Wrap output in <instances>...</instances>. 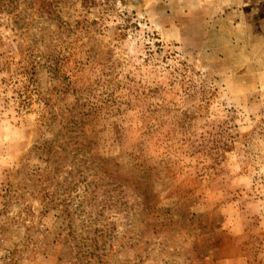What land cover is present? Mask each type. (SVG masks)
I'll use <instances>...</instances> for the list:
<instances>
[{"label": "rangeland", "instance_id": "obj_1", "mask_svg": "<svg viewBox=\"0 0 264 264\" xmlns=\"http://www.w3.org/2000/svg\"><path fill=\"white\" fill-rule=\"evenodd\" d=\"M0 264H264V0H0Z\"/></svg>", "mask_w": 264, "mask_h": 264}]
</instances>
